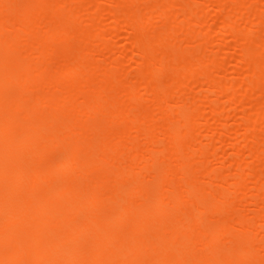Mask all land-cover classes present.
I'll list each match as a JSON object with an SVG mask.
<instances>
[{"label":"bare ground","instance_id":"obj_1","mask_svg":"<svg viewBox=\"0 0 264 264\" xmlns=\"http://www.w3.org/2000/svg\"><path fill=\"white\" fill-rule=\"evenodd\" d=\"M0 264H264V0H0Z\"/></svg>","mask_w":264,"mask_h":264}]
</instances>
